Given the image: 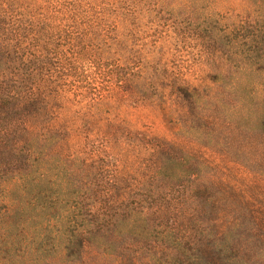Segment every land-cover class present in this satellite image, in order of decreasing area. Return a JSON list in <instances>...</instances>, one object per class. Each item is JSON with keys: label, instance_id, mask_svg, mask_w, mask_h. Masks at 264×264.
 Returning a JSON list of instances; mask_svg holds the SVG:
<instances>
[{"label": "rangeland", "instance_id": "1", "mask_svg": "<svg viewBox=\"0 0 264 264\" xmlns=\"http://www.w3.org/2000/svg\"><path fill=\"white\" fill-rule=\"evenodd\" d=\"M72 1L82 3L87 21L41 25L42 64H18L22 75L9 86L30 93L18 109L15 100L0 101V112L10 105L0 129L20 117L18 128H30L38 140L59 138L49 150L75 170L86 169L95 184L89 192L140 198L175 226L202 264H221L232 251L264 264V135L230 117L240 98L264 92V36L223 32L226 25L252 22L248 2L3 3L59 5L65 11ZM253 39L258 44L248 49ZM4 85L0 78V93ZM156 140L187 158L184 169H196L192 177L176 176L172 191L154 175L161 165ZM237 218L234 245L223 250L217 240ZM111 239L112 255L87 243L73 264H153L174 253L133 237Z\"/></svg>", "mask_w": 264, "mask_h": 264}, {"label": "trees", "instance_id": "2", "mask_svg": "<svg viewBox=\"0 0 264 264\" xmlns=\"http://www.w3.org/2000/svg\"><path fill=\"white\" fill-rule=\"evenodd\" d=\"M246 1L252 22L226 25L224 34L243 31L253 37L264 36V0ZM66 6L64 11L59 5L0 0V78L5 81L1 102L15 100L18 109L28 98L30 91L23 86L13 90L8 82L22 75L19 63L24 67L32 62L36 68L42 64L41 36L46 29L42 24L70 20L76 25L87 21L82 3L72 1ZM252 41L248 49L257 46L258 41ZM249 95V101L240 98L230 117L238 126L264 135V92L252 90ZM9 108L10 105L0 116L7 115ZM22 122V118L15 117L0 129V140L9 138L8 143H0V264H48L53 260L73 264L80 261L87 243L112 255L116 246L111 236L133 237L174 251L171 256L155 258L153 264H202L193 253L195 249L185 243L186 238L156 210L149 211L137 197L128 200L95 196L89 192L95 184L86 169L75 170L72 162L49 150L59 138L52 140L49 135L40 141L30 128H18ZM156 141L161 165L154 175L172 191L179 184L175 183L176 176L192 177L196 169L193 165L184 169L187 158L176 154L168 142ZM239 226L237 218L220 234L217 242L221 249L234 245L231 236ZM221 264L252 263L232 251Z\"/></svg>", "mask_w": 264, "mask_h": 264}]
</instances>
